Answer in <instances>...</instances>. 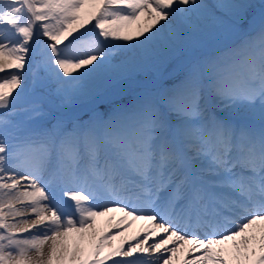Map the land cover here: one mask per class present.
I'll return each instance as SVG.
<instances>
[{
  "label": "snow or ice",
  "instance_id": "snow-or-ice-1",
  "mask_svg": "<svg viewBox=\"0 0 264 264\" xmlns=\"http://www.w3.org/2000/svg\"><path fill=\"white\" fill-rule=\"evenodd\" d=\"M173 58L107 119L60 111ZM0 73V264H264V0H0Z\"/></svg>",
  "mask_w": 264,
  "mask_h": 264
},
{
  "label": "rangeland",
  "instance_id": "rangeland-1",
  "mask_svg": "<svg viewBox=\"0 0 264 264\" xmlns=\"http://www.w3.org/2000/svg\"><path fill=\"white\" fill-rule=\"evenodd\" d=\"M210 1H212V3H215V0H210ZM250 2L251 3H253V4H256V5H259L260 4V2H261V0H250ZM257 11H258V9H257ZM43 39H47V38H43ZM29 59H31V56H29ZM175 59H178V58H173V59H170V60H168V61H166L164 64H162V65H160L158 68H146V69H144V70H139V71H137V72H135L132 76H150V77H152V76H155V75H158L159 73H161V71L165 68V67H167V66H169L170 64H171V62H173ZM115 82V81H114ZM112 83V82H111ZM111 83H109V84H111ZM109 84H107V85H109ZM176 84H179V83H174V84H172V85H164V86H162L161 88H170V87H172L173 85H176ZM106 85V86H107ZM106 86H104V87H106ZM104 87H102L100 90H102ZM157 89V88H156ZM156 89H151V90H156ZM99 90V91H100ZM98 91V92H99ZM143 91H145V90H142V89H138V90H128V89H122V90H120V91H118V92H116L114 95H112V97L106 102V103H108L109 104V108H106V109H104V111L103 112H101L102 111V109H100V111H99V114H97L96 116H99V117H102V118H104V119H106L107 117L106 116H109L110 114H111V112H112V110L114 109V108H117V107H121V106H128V105H130L132 102H133V100L137 97V95L138 94H140L141 92H143ZM97 92V93H98ZM94 94H96V93H94ZM93 94V95H94ZM93 95H91V96H93ZM91 96H89V97H87V98H84V99H81V100H79V101H76V102H74V103H72V104H68V105H65L64 107H72V106H74V105H76V104H83L86 100H88V98H90ZM115 99V100H113V101H110L111 99ZM53 99V102L54 103H58V101H56L55 100V98H52ZM77 105V106H78ZM108 106V105H107ZM111 108V110H107V109H110ZM69 111V110H68ZM94 116V115H93ZM90 117H92V116H90ZM90 117H88V119L90 118ZM49 126H50V124H49ZM59 194H58V188L56 189V198H57V200L59 201V202H61V206H62V208L64 209V210H66L67 208H68V206L69 205H67L66 203H65V201L63 200V196L61 197H59L58 196Z\"/></svg>",
  "mask_w": 264,
  "mask_h": 264
},
{
  "label": "bare ground",
  "instance_id": "bare-ground-1",
  "mask_svg": "<svg viewBox=\"0 0 264 264\" xmlns=\"http://www.w3.org/2000/svg\"><path fill=\"white\" fill-rule=\"evenodd\" d=\"M205 2H207L209 4H213L212 1H210V0H205ZM3 74L4 73H1V75H3ZM151 83H152L151 81L145 82V81H139L138 79H130V78H126V79H123V80H117L116 82H114V83L111 84L112 86L109 85L108 87H106L105 89H103L87 105H89L91 103L92 104L98 103L100 101V99L102 98L103 94H106L108 92L107 95H109V91L112 90V89H114L115 87L124 88V87H129L128 85H131V84H137L139 86H141V84H143V85L146 84L145 86H148L147 84H151ZM141 88H145V87H141ZM148 90H150V89H148ZM207 99H208V97H207V95H205L204 98H203V100H202V103L206 102ZM104 106H106V105L105 104L101 105V107H104ZM85 108H86L85 106L82 107V108H80V106H72L70 108L69 107H63L62 109H60V111L67 112L68 110L69 111L70 110H74L73 113H76V112L77 113L75 115H72V116H78V115H80L85 110ZM106 117L108 118V116H106ZM65 202H66L67 205H69L68 208H67V211L72 210L73 209V203L74 202H72V201H66V200H65ZM119 215H120L119 213L114 214V216H117V217ZM29 217H34V216H29ZM144 223H145L144 221H134L133 224H132V226L130 228H128L126 230H123V231L125 232V235L126 236H131V235L135 234L137 231H139L141 229V227L143 226ZM97 227L98 228L105 227V218L100 217V218L97 219ZM112 231H115V230L113 229ZM137 239H139V237ZM149 242H151V240ZM189 258H191V257H189Z\"/></svg>",
  "mask_w": 264,
  "mask_h": 264
}]
</instances>
